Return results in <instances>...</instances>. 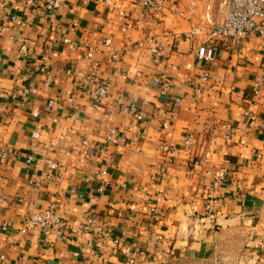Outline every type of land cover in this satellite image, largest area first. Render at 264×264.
Segmentation results:
<instances>
[{
  "label": "crops",
  "instance_id": "obj_1",
  "mask_svg": "<svg viewBox=\"0 0 264 264\" xmlns=\"http://www.w3.org/2000/svg\"><path fill=\"white\" fill-rule=\"evenodd\" d=\"M221 1L0 0L23 18L0 24V264H264V36L209 64L185 36ZM91 72L99 101L77 88ZM51 205L63 239L22 229Z\"/></svg>",
  "mask_w": 264,
  "mask_h": 264
},
{
  "label": "built area",
  "instance_id": "obj_2",
  "mask_svg": "<svg viewBox=\"0 0 264 264\" xmlns=\"http://www.w3.org/2000/svg\"><path fill=\"white\" fill-rule=\"evenodd\" d=\"M21 1V0H15ZM32 2V0H26ZM43 7L39 10V13H46L50 11L57 10L61 7L63 0H41ZM139 2V4L146 9L153 11L162 10L165 7L167 0H134ZM220 10L223 13V18L219 22L212 20L211 16V5L207 4L205 6L206 13L202 23L194 26L191 31L185 36H196L201 35L203 37L202 41L198 44L195 49L194 57L196 61L209 64L214 58V49L216 46H224L232 52L241 51L243 47L244 40L252 34H258L264 36V0H222L220 3ZM3 20H8V22L16 25L23 24V18L20 16L10 13L0 11V24ZM68 41L65 40V43ZM22 52H25V46L20 47ZM87 57H91V53L87 54ZM114 58V57H113ZM46 57L42 56L37 69L42 73H47V61ZM97 65V64H95ZM207 78V73L203 72L200 79L205 80ZM154 81L156 83H164L162 76H157ZM77 88L87 97L92 98L94 101H99L107 96V87L104 84L95 85V74L93 72L88 73L86 76L82 77L77 81ZM167 85V84H165ZM164 86V85H163ZM165 86L161 89L163 92ZM53 106H59L54 100H49L47 103V108L51 109ZM133 113L138 120L142 117L138 114L135 107L131 106ZM230 133L229 128L224 131L225 136ZM116 139L109 136L106 139L108 144H116ZM185 143H190L188 139H185ZM82 146L88 149L91 153H103L105 150L104 145L96 146L90 141L83 140L81 142ZM163 150H167L164 147ZM8 151L0 146V161L7 158ZM51 169H55L56 165L51 163ZM224 177V172L220 171L219 178ZM2 200V203H5ZM215 202V201H214ZM207 209L210 210L211 206L207 205ZM94 220L89 219L86 226H93ZM67 227V222L65 219L57 213L55 205L49 206L47 209L39 212H33L28 214L23 222L22 229H34L39 231L42 235H48L53 233L55 239H63L64 231ZM5 228V225L1 227ZM264 244V242H263ZM262 245V244H260ZM129 262H132V258L129 257ZM4 259L0 255V261Z\"/></svg>",
  "mask_w": 264,
  "mask_h": 264
},
{
  "label": "rangeland",
  "instance_id": "obj_3",
  "mask_svg": "<svg viewBox=\"0 0 264 264\" xmlns=\"http://www.w3.org/2000/svg\"><path fill=\"white\" fill-rule=\"evenodd\" d=\"M222 264H236L234 261L225 260Z\"/></svg>",
  "mask_w": 264,
  "mask_h": 264
}]
</instances>
